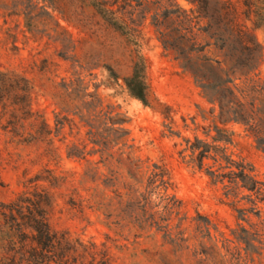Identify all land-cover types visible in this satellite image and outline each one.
Wrapping results in <instances>:
<instances>
[{"label": "rangeland", "instance_id": "obj_1", "mask_svg": "<svg viewBox=\"0 0 264 264\" xmlns=\"http://www.w3.org/2000/svg\"><path fill=\"white\" fill-rule=\"evenodd\" d=\"M240 19L261 47L264 80V29ZM135 65L144 103L124 84ZM0 73L28 81L30 110L47 127L31 144L0 130V202L41 174L55 180L38 183L52 196L51 230L105 245L110 264H264V204L231 207L179 153L185 141L211 143L215 125L231 140L215 145L262 184L264 157L240 126L210 114L148 21L125 34L86 0H0Z\"/></svg>", "mask_w": 264, "mask_h": 264}, {"label": "trees", "instance_id": "obj_2", "mask_svg": "<svg viewBox=\"0 0 264 264\" xmlns=\"http://www.w3.org/2000/svg\"><path fill=\"white\" fill-rule=\"evenodd\" d=\"M86 1L117 32L138 33L148 21L163 53L191 78L200 96L212 106L210 114L216 113L222 126H240L264 157V80L258 73L262 52L240 19L242 15L264 29V0H184L188 10L178 0ZM124 84L133 98L144 103L145 88L137 65ZM29 95L27 80L0 73V130L18 143H36L47 134L45 123L30 110ZM213 130L216 136L211 143L185 141L181 159L203 171L210 185L220 186L231 207L245 202L256 209L264 204V184L251 175L249 166L215 145L231 144V140L223 138L217 126ZM46 181L55 182L41 174L27 179L24 190L13 200L0 202V264H110L105 245L84 244L51 230L52 196L47 188L38 186ZM241 190L248 195L240 197ZM133 195L131 191L128 196L132 199ZM245 211H238L241 221ZM242 234L248 236L245 231ZM232 235L240 242L245 239Z\"/></svg>", "mask_w": 264, "mask_h": 264}]
</instances>
